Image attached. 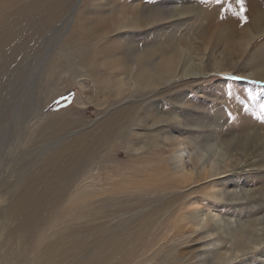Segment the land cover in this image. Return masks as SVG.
I'll list each match as a JSON object with an SVG mask.
<instances>
[{"label":"rangeland","instance_id":"rangeland-1","mask_svg":"<svg viewBox=\"0 0 264 264\" xmlns=\"http://www.w3.org/2000/svg\"><path fill=\"white\" fill-rule=\"evenodd\" d=\"M133 9L143 19L170 20L108 37L92 29L102 14ZM263 11L264 0H243V9L238 0H0V264H122L107 259V247L113 248L117 234L133 228L135 220L116 214L104 225L98 208L95 227L88 204L64 214L76 207L79 195L93 188V177L99 190L110 183V188L136 191L145 173L156 183L176 184L182 173L196 174L212 170L214 163L219 168L234 163V157L241 159L238 153L245 143L251 144L250 150L261 147L256 142H264ZM243 34L250 42L240 58L222 69L210 67L211 57L218 61L229 55ZM119 51L123 55L111 61L112 53ZM167 54H184L182 65L187 67L204 63V74L146 91L127 83L119 91L115 78L122 74L117 64L125 62L129 70L156 66ZM106 58L111 59L109 65L103 63ZM115 117L121 118V125L111 144L88 162L81 177L67 179L69 187L53 211L35 213L30 199L43 200L42 190L55 177H45L52 171L48 162L54 153L73 143L86 145V137ZM258 152L261 162L251 165L246 156V165L198 183L184 204H178L157 246L129 264H201L197 256L207 250L204 245L209 241L185 244L188 238L202 236L201 226L192 229L189 224L194 216L210 225L222 219L226 227L231 222L234 228L233 223L253 228L259 231L257 239L263 238V148ZM197 154L202 160L195 169ZM60 185L54 184L52 193ZM212 188L248 195L226 203L208 195ZM32 215L38 225L28 231L25 220ZM225 247L230 245L221 242L210 249ZM175 251L184 257L181 261L171 257L157 261ZM242 253L233 264H264V244Z\"/></svg>","mask_w":264,"mask_h":264},{"label":"bare ground","instance_id":"bare-ground-1","mask_svg":"<svg viewBox=\"0 0 264 264\" xmlns=\"http://www.w3.org/2000/svg\"><path fill=\"white\" fill-rule=\"evenodd\" d=\"M77 6H78L77 4L75 5V7L73 6L74 9L71 14L72 16L75 14ZM176 12L179 13V15L185 14L178 10H176ZM147 19H143L140 13L136 9H133L131 11L119 12V13L113 12V13H109L108 16L106 15L103 16L102 14L99 17V19L95 21V24L92 25V29H95V33L97 35L108 37L118 32L132 30V29L140 30V29L150 27L154 25L155 23L165 22V21L170 20V18L160 19L158 21L149 20V19L147 20ZM87 24H89V21ZM240 41L241 42H239L237 48H235L232 52H230L229 55H225L223 58L219 59L218 61H217V58H215V56L213 55V57H211L210 67L222 69L223 67H225L224 64H230L233 61H235L236 58L238 57L240 58L242 54V50L248 45V43L250 42V39L248 36L243 34V37H241ZM120 45L121 43H119V46ZM123 50L125 51V49ZM112 54H113L112 60L109 58H106L103 61L104 64L109 65L111 61L119 60V55H121L122 53H120L119 51V52H114ZM183 60H184V54L178 55V57L174 54L172 55L167 54L166 56L159 57V60L156 61L157 62L156 66L154 65L145 66V67L137 66L136 68H134L135 67L134 66V67H130V70H129L128 65L124 64L125 62L124 63L120 62V64H117V67L119 68L118 70L121 71V74L124 77L121 75L123 77L122 79H121V76H119L118 79L115 78V80L117 81V85L119 87V91L121 90V87L123 85H127V83L132 85L131 87L146 91V90H154V89L163 88L171 84L172 82H173L172 84H174V81L178 79L194 78V77L201 76L204 74L205 71L202 69L206 67L204 63L199 64L202 66L191 64L189 67H187V66L182 65ZM238 60L240 61V59ZM74 63L73 65H75ZM68 65L70 66V64ZM71 68H74V67L72 66ZM149 95H152V94H149ZM155 118H157V116ZM120 125H121V118H118V117L110 118L109 120H107L104 126H102L101 128L97 130V132L95 133L93 132L94 134L91 135L89 138L86 137L87 139L86 145L84 144L82 147H79L78 143H73L69 145L68 147H65V149L64 147L60 148L54 153V155L52 156V159L49 160L48 162L52 171H49L48 173H46L45 177L52 178L54 174H55V177H53L52 181L49 182L42 190V196H44L42 201H39L37 198L30 199V203L34 206L35 213L46 214L50 212L49 210L53 211L55 209L57 202L61 200V198L64 195V191L69 187L68 182L66 183L67 179L72 177L73 179H71L70 181L74 182L75 181L74 179H78L79 177H81L82 173L84 172V169L90 166L88 162L91 163L92 160H95L96 158H98L97 156L99 155L100 151L108 147L107 145H109L112 138L115 137L116 134L118 135V130H119ZM84 140H85V137H84ZM257 140L260 141V142H256L258 146L260 145L264 150V142L260 139H257ZM261 142L263 143V145ZM245 144H246L245 146L243 145V148H244L243 152L238 153L242 157L241 159L238 157H234L235 158V160L233 159L234 163H232L233 161H230L228 162L230 164H227V165L224 164L225 166L220 165L219 168L218 167L216 168L215 163H214V166H213L214 168L211 167L212 170L200 171L196 174L193 171L182 173L181 175L176 177L177 178L176 184H172L170 182L165 183V184L156 183L155 182L156 180L155 181L148 180L146 173H145V176L139 177L140 178V181H138L140 182L138 183L139 188H137L136 191H133L132 189L128 187L123 188L122 186L110 188V183H107V184L103 183L101 190H99L96 187H94L96 184V178L93 177L94 179L93 181H91L93 183L91 187L93 188L89 191V193L79 195L77 199L76 207L69 208L67 211L64 212V214L70 213V212H78L81 209V207L88 204L93 209L94 215H93L92 221H93V226L95 227L97 226V223H99V219L95 215V213L99 210L98 208L102 210L101 215H102L103 220L101 223L104 225H106L109 222L110 217L115 216L116 214L117 216L118 215H121V216L128 215L129 217L125 218L127 221L135 220L136 225H133L134 226L133 228H130L132 226H129L126 228V231H123L117 234L118 237L114 240L113 248L107 247V249L109 250L107 253V259L110 258L112 260H117L118 262L120 261L122 262V264H126V263L129 264L133 261V259L136 256H145L148 252H150V250H152L154 247L157 246V244L159 243V237H161L162 235L165 236V234H163L164 227L168 223H170L173 216L177 213V210H178L177 208H179L178 204L181 203L183 199L186 198L187 194L189 195V193H191L196 187H198V183H200L203 180H207L209 178H215L218 175L231 172L235 170L236 168L240 167V165H246L248 161H250L251 159H252L250 163L251 165H254L255 163L257 164L260 160L262 161L261 159L262 152L261 153L258 152V149L261 147L258 148L254 144L255 146L251 148L252 150H250L251 144H248V143H245ZM249 152H251L250 155H244ZM246 156H248V159H249L248 161L246 160L247 158ZM201 160H202L201 155H198V154L195 155V160H194L195 169L197 168ZM156 170H155L156 173L160 174L159 169L156 168ZM156 173H154L155 177H156ZM217 179H220V178H217ZM60 182H61V185H60L59 191L56 193H52L53 192L51 190L52 186L54 184H58V183L60 184ZM122 182L124 183V181ZM190 186H193V187L188 190ZM184 189L187 191L181 192ZM112 191H113V195L112 196L108 195L110 194V192L112 193ZM220 192H217L216 188L215 189L212 188L207 193L208 195H210V197L216 200L225 201L226 203H236L238 201H242L243 198L246 195H248L247 192L245 191H242V190L237 191L234 189L226 193H224V191L221 193ZM262 194L263 192L260 193V195ZM45 197H47V199ZM25 199L28 200L29 198H25ZM262 199H264V195ZM189 220H191L189 224L191 223L192 229L194 225H197L199 227L201 226L200 228L202 229H200V231L202 230V233L200 235L202 236L200 238L199 236L188 238L185 244L190 243V242H198L199 240H203V241L206 240V242L209 241L207 242V244L204 245L207 248V250L205 252H202L201 254H198L197 256L201 264H233V262L238 259L240 252L245 253V252H250V251L251 252L257 251L258 246H261L262 244H264V237L261 239H257V237H259V231L253 228L251 229L239 228V225L237 223L236 224L233 223L236 226L234 228L233 225L230 224L231 222H229L228 224L226 223L227 224V227H226L225 223L222 224L224 222L222 219L221 221L213 220L211 221L212 224L210 225L208 223L207 224L204 223L203 220L200 219V216L190 217ZM36 221H37L36 215H32L26 218L25 224L26 226H29L28 231H35L37 229L38 223ZM190 232L192 233L194 231L191 230ZM221 242L227 244V246L230 245V247L229 248L225 247L223 249L220 248L219 250H216V251H213L210 249L211 247H215L217 243L219 246ZM230 249H231V253H228ZM222 250H225L226 252H222ZM176 251L175 253H173V255H171V252H170L167 257L159 258L157 259V261L165 262L168 259V257H171L170 259H173L175 261H178V260L181 261V259L184 257H182L181 254L179 256ZM155 256H157L156 252H155L154 258ZM95 257H97L96 253L94 254V258Z\"/></svg>","mask_w":264,"mask_h":264},{"label":"snow or ice","instance_id":"snow-or-ice-1","mask_svg":"<svg viewBox=\"0 0 264 264\" xmlns=\"http://www.w3.org/2000/svg\"><path fill=\"white\" fill-rule=\"evenodd\" d=\"M238 3L241 5V8L243 9V0H238ZM264 108V106H262Z\"/></svg>","mask_w":264,"mask_h":264}]
</instances>
